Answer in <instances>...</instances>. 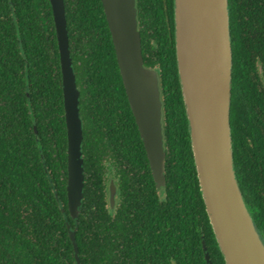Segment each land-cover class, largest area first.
Segmentation results:
<instances>
[{"label": "trees", "instance_id": "obj_1", "mask_svg": "<svg viewBox=\"0 0 264 264\" xmlns=\"http://www.w3.org/2000/svg\"><path fill=\"white\" fill-rule=\"evenodd\" d=\"M83 126L84 197L67 199V128L50 0H0V264H227L197 176L179 81L174 0H136L159 74L166 150L158 191L102 0H64ZM235 169L264 239V0H229ZM261 66V74L259 73ZM262 79V80H261ZM118 184L115 209L108 174Z\"/></svg>", "mask_w": 264, "mask_h": 264}, {"label": "water", "instance_id": "obj_2", "mask_svg": "<svg viewBox=\"0 0 264 264\" xmlns=\"http://www.w3.org/2000/svg\"><path fill=\"white\" fill-rule=\"evenodd\" d=\"M60 53L67 128L68 210L77 218L84 197L80 90L69 47L64 0H50ZM123 84L154 181L164 187L166 150L158 71L144 64L136 0H102ZM179 81L200 189L227 264H264V239L234 164L231 135L232 47L229 0H174ZM116 187L110 185V203ZM68 226L76 264L75 229ZM207 264H213L206 245Z\"/></svg>", "mask_w": 264, "mask_h": 264}, {"label": "flooded vegetation", "instance_id": "obj_3", "mask_svg": "<svg viewBox=\"0 0 264 264\" xmlns=\"http://www.w3.org/2000/svg\"><path fill=\"white\" fill-rule=\"evenodd\" d=\"M259 73L261 74V66L259 65ZM264 79V78H263ZM262 80V79H261ZM117 179H116V177L114 176V172L113 171H110V173L108 174V201H109V206H110V208L113 210V209H115V207H116V204H117V197H118V184H117ZM113 182V184L115 185V187H116V194H115V202H114V204H113V206L111 205V203H110V185H111V183ZM156 184V183H155ZM156 187H157V189H158V191H160V192H163V188L165 187V185H164V187H158L157 185H156Z\"/></svg>", "mask_w": 264, "mask_h": 264}]
</instances>
